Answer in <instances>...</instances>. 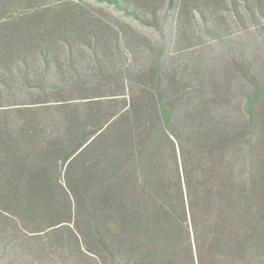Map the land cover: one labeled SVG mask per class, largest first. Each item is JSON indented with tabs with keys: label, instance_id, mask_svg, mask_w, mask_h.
<instances>
[{
	"label": "trees",
	"instance_id": "obj_1",
	"mask_svg": "<svg viewBox=\"0 0 264 264\" xmlns=\"http://www.w3.org/2000/svg\"><path fill=\"white\" fill-rule=\"evenodd\" d=\"M92 1L162 44L168 26L182 44L197 20L221 41L225 14L242 30L264 22V0ZM100 20L63 5L0 19L1 249L34 240L59 264H264V171L243 119L263 87L234 117L212 85L174 88L185 80L162 72V44Z\"/></svg>",
	"mask_w": 264,
	"mask_h": 264
},
{
	"label": "rangeland",
	"instance_id": "obj_2",
	"mask_svg": "<svg viewBox=\"0 0 264 264\" xmlns=\"http://www.w3.org/2000/svg\"><path fill=\"white\" fill-rule=\"evenodd\" d=\"M63 5L64 8L85 11L96 19H113L124 21L121 13L104 3H96L92 0H0V19L6 20L8 13L13 10L31 13L37 10H48L53 6ZM110 15L113 19H110ZM231 37L229 40H214L204 35L200 21L194 24L193 33L185 35L182 44H175L172 36V26L165 30L166 38L163 41L151 28L141 27L131 20H125L130 25L149 37V39L161 46L162 72L168 78L184 79L185 82L175 84L176 90H189L194 85L210 86L221 100V106L228 108L229 112L237 117L247 96L259 89L263 90L254 100L252 116L243 118L250 121L252 147L255 153L257 171H264V150L257 144L256 136L264 131V22L261 21V29L248 27L242 30L229 15ZM100 20V21H101ZM199 21V22H198ZM186 30V28H184ZM185 31V34H187ZM152 54H149V57ZM256 142V143H255ZM255 143V144H254ZM34 246L31 249H15L14 255H7L0 245V264H59L50 250L43 255L36 249V241L31 240ZM14 257V259L12 258ZM83 264H92L91 262Z\"/></svg>",
	"mask_w": 264,
	"mask_h": 264
}]
</instances>
